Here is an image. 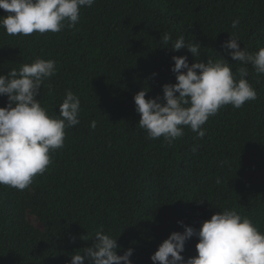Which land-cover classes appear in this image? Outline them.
Segmentation results:
<instances>
[{"label": "trees", "instance_id": "16d2710c", "mask_svg": "<svg viewBox=\"0 0 264 264\" xmlns=\"http://www.w3.org/2000/svg\"><path fill=\"white\" fill-rule=\"evenodd\" d=\"M80 16L76 28L59 33L10 36L0 28V75L37 57L53 59L57 73L37 99L50 115H58L66 90L81 99L80 124L66 129L47 170L22 191L0 185V264H70L101 226L118 239V255L132 248L133 264H153L160 244L184 231L179 221L199 229L226 208L264 231V74L246 66L257 99L221 108L202 140L187 127L171 145L149 139L134 102L144 88L146 99L162 97L163 85L177 82L173 56L191 64L219 53L235 73L242 65L222 45L235 33L241 48L264 47V0H95ZM181 35L202 45L196 60L170 49ZM7 103L0 97V107ZM198 242L186 243V259L197 255Z\"/></svg>", "mask_w": 264, "mask_h": 264}, {"label": "clouds", "instance_id": "9594fccd", "mask_svg": "<svg viewBox=\"0 0 264 264\" xmlns=\"http://www.w3.org/2000/svg\"><path fill=\"white\" fill-rule=\"evenodd\" d=\"M95 0H0V9L8 15L0 17V28L10 36H29L33 33H59L74 29L80 22L81 9L91 7ZM239 19L233 20L236 29ZM163 44L172 40L171 34L161 36ZM239 38L230 33L222 47L235 62L242 65L234 73L231 63L217 54V59L197 61L202 45L187 42L183 35L172 42L173 52L186 49L196 60L173 56L176 83L163 85V96L147 98L145 88L134 96L139 127L149 139H159L171 145L184 135V128L202 140L203 127L221 108L232 105L242 108L257 99V91L247 80V65L257 74H264V47L250 52L241 48ZM186 70V71H185ZM57 73L53 59L37 57L31 63L12 68L0 75V97H7V106L0 107V185L16 190L28 188L36 176L42 175L52 163V153L64 147L66 129L80 124L81 99L68 89L59 105L58 115H50L37 96L44 82ZM153 75H156L155 73ZM95 129L97 122H91ZM195 151V148L193 149ZM217 184L221 181L218 178ZM202 203L203 201L198 200ZM178 223L183 232H173L150 257L153 264H264V231L248 216L235 209H224L203 221L196 229ZM86 236V235H85ZM82 239L86 240L84 237ZM198 237L197 255L185 258L186 243ZM92 244L71 254L70 264H133L132 248L118 255V239L97 229ZM73 242L75 240L73 239Z\"/></svg>", "mask_w": 264, "mask_h": 264}, {"label": "rangeland", "instance_id": "374dc122", "mask_svg": "<svg viewBox=\"0 0 264 264\" xmlns=\"http://www.w3.org/2000/svg\"><path fill=\"white\" fill-rule=\"evenodd\" d=\"M27 220L33 227H35L40 232H43L45 230L44 224L37 217V215L33 214L31 211H27Z\"/></svg>", "mask_w": 264, "mask_h": 264}]
</instances>
